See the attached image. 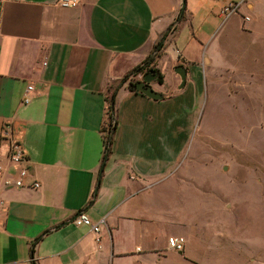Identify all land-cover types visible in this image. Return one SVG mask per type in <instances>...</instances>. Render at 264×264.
I'll return each instance as SVG.
<instances>
[{"label":"crops","instance_id":"crops-1","mask_svg":"<svg viewBox=\"0 0 264 264\" xmlns=\"http://www.w3.org/2000/svg\"><path fill=\"white\" fill-rule=\"evenodd\" d=\"M217 1L198 10L186 6L183 20L153 61L160 73L157 60L170 70L181 61L187 72L182 88L191 89L199 84V73L205 74L212 54L185 49L208 39L204 24L212 31L217 27L227 3ZM181 2L80 0L77 7L62 8L57 0H0V128L10 122L22 146L25 185L39 184L36 189L3 186L5 176L14 178L16 165L8 163L0 141V165L6 170L0 173V264H31V256L35 264H199L185 236H176L184 243L175 251L167 244L171 234L159 236L149 217L144 223L151 212V180L176 165L175 149L160 155L150 126L161 117L156 109L176 96L159 92L163 98L152 100L123 83L114 100L110 152L101 164L105 95L143 63L181 14ZM200 14L202 25L189 29ZM180 39L185 52L177 49ZM172 78L163 75L162 85ZM28 85L33 90L23 103ZM154 86L160 84H151L157 92ZM193 92L191 102L197 106L198 92ZM162 116L168 132L173 116ZM143 119H148V138H143ZM77 213H84L91 224L103 220L99 233L69 222Z\"/></svg>","mask_w":264,"mask_h":264},{"label":"rangeland","instance_id":"rangeland-1","mask_svg":"<svg viewBox=\"0 0 264 264\" xmlns=\"http://www.w3.org/2000/svg\"><path fill=\"white\" fill-rule=\"evenodd\" d=\"M241 1L238 12L221 18L213 31L202 26L209 35L202 45L185 49L212 54L204 76L199 73V84L180 89L174 70L157 60L161 74L173 80L155 89L176 97L156 109L161 117L150 126V138L158 137L160 155L175 149L176 165L151 180V212L144 223L149 217L159 236H185L199 264H264V0L217 4ZM184 2L194 10L212 5L211 0ZM202 19V14L196 16L189 29L195 31ZM159 39L147 57L162 55L167 39L158 47ZM182 39L177 41L179 50ZM137 76L131 80H139ZM193 89L197 106L191 102ZM164 112L173 116L168 132ZM147 122L141 123L143 138L149 136Z\"/></svg>","mask_w":264,"mask_h":264},{"label":"built area","instance_id":"built-area-1","mask_svg":"<svg viewBox=\"0 0 264 264\" xmlns=\"http://www.w3.org/2000/svg\"><path fill=\"white\" fill-rule=\"evenodd\" d=\"M80 3V0H57V4L59 7L62 8H74L77 7ZM244 3V1L235 3V2H229L226 3L219 11L220 16L223 20H225L227 17H229L232 14H236L240 8V6ZM244 21L248 20V17H243ZM33 87L32 85H28L26 92L27 94L23 98V103H27L29 100V94L32 92ZM0 141L6 146V160L8 163L16 165L15 170V176L14 178H10L8 176H5L3 178V186L5 188H21V187H29L31 189H36L39 187V184L37 182H32L31 184H28L27 186L24 183V179L27 176V167L24 165L26 162V157L24 155L23 149L21 144L14 139L13 132H12V126L10 122H5L2 124L0 128ZM6 170L2 165H0V173H4ZM3 204V201L0 199V206ZM73 224L78 226L81 224H85L89 226V229L91 232L98 234L99 228L101 225H103L104 221L101 220L97 224H91L89 222L88 217L84 213H79V215L73 219ZM98 241V239H96ZM183 239L181 237H169L167 239L168 247L175 250V251H181L183 247ZM35 262V259L33 256H31L30 263Z\"/></svg>","mask_w":264,"mask_h":264},{"label":"trees","instance_id":"trees-1","mask_svg":"<svg viewBox=\"0 0 264 264\" xmlns=\"http://www.w3.org/2000/svg\"><path fill=\"white\" fill-rule=\"evenodd\" d=\"M183 13L179 14L176 19L167 26L165 31L161 34L160 39L158 42H161L165 40L169 34L173 33L176 28L178 22L183 20ZM159 44V43H158ZM157 47V44L154 45V49ZM159 50V49H158ZM157 52V50H155ZM154 51V52H155ZM149 60V62H148ZM153 57H147L143 63L135 66L131 70L127 72V74L120 80L118 81L114 86L111 87L110 91L105 95V101L107 103V117H106V126L102 127V132L104 133L103 135V157L101 160V164L105 162L109 152H110V145L112 141V136L114 132V127H115V112H114V100H115V95L118 90V88L127 81V88L131 92L134 93H139L135 89V82L134 80H131L132 76H136L139 72L143 70L145 65H150L153 62ZM154 73H157L156 77V83L162 85L163 84V75L159 72L158 69L150 67ZM141 94V93H139ZM142 95V94H141ZM40 237H38L35 241H38ZM31 264H35V262H31Z\"/></svg>","mask_w":264,"mask_h":264},{"label":"water","instance_id":"water-1","mask_svg":"<svg viewBox=\"0 0 264 264\" xmlns=\"http://www.w3.org/2000/svg\"><path fill=\"white\" fill-rule=\"evenodd\" d=\"M184 8H185V2H184V0H182L181 12H183ZM160 46H161V43L158 44V47H160ZM173 70L180 79L179 88H182L185 85V81H186V75H187L186 69L183 65H176L173 68ZM156 77H157V73H153L151 75V77H149V78H142V80L136 81L135 82L136 91L141 93L143 96H145L149 99H152V100L162 99L163 96L159 92L154 91L152 89V87L148 84V83L154 81L156 79ZM78 215H79V213H77L69 222L73 221V219H75ZM65 224L66 223H63L62 225H65Z\"/></svg>","mask_w":264,"mask_h":264},{"label":"flooded vegetation","instance_id":"flooded-vegetation-1","mask_svg":"<svg viewBox=\"0 0 264 264\" xmlns=\"http://www.w3.org/2000/svg\"><path fill=\"white\" fill-rule=\"evenodd\" d=\"M162 43H163V41L161 42V45H162ZM176 65H180V63H178ZM153 73L154 72L152 71V69L148 65H145V67L143 68V70L141 72H139L137 75H139V80H142V78H149V77H151V75ZM139 80H134V81H139ZM155 81L156 80H154V81H152V82H150L148 84L151 86V84L154 83Z\"/></svg>","mask_w":264,"mask_h":264}]
</instances>
